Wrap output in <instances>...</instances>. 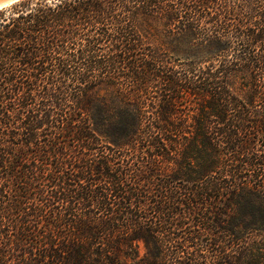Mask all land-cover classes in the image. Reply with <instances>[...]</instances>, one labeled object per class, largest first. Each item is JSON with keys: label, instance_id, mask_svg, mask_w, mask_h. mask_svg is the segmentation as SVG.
<instances>
[{"label": "trees", "instance_id": "obj_1", "mask_svg": "<svg viewBox=\"0 0 264 264\" xmlns=\"http://www.w3.org/2000/svg\"><path fill=\"white\" fill-rule=\"evenodd\" d=\"M0 264H264V0L1 9Z\"/></svg>", "mask_w": 264, "mask_h": 264}, {"label": "rangeland", "instance_id": "obj_2", "mask_svg": "<svg viewBox=\"0 0 264 264\" xmlns=\"http://www.w3.org/2000/svg\"><path fill=\"white\" fill-rule=\"evenodd\" d=\"M185 49V47L178 49V51L175 50V52H173V56L176 57H182L185 53L183 52V50ZM170 50V49H169ZM171 51V50H170ZM172 52V51H171ZM183 61V59H180ZM175 68H180L181 64L176 63L174 65ZM248 82V78L244 75V74H238L236 77H234L231 82H230V87H231V91L238 97L245 99L247 97V92L248 89L246 87H244V85ZM106 90L102 91L101 94H106ZM139 251H140V255H142L144 253L143 247L140 246L139 247Z\"/></svg>", "mask_w": 264, "mask_h": 264}, {"label": "water", "instance_id": "obj_3", "mask_svg": "<svg viewBox=\"0 0 264 264\" xmlns=\"http://www.w3.org/2000/svg\"><path fill=\"white\" fill-rule=\"evenodd\" d=\"M22 0H0V10L12 6L13 4Z\"/></svg>", "mask_w": 264, "mask_h": 264}]
</instances>
